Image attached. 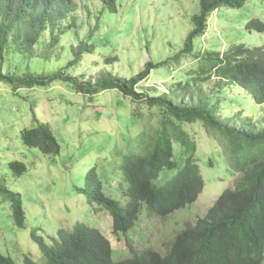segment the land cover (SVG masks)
<instances>
[{
    "label": "trees",
    "instance_id": "obj_1",
    "mask_svg": "<svg viewBox=\"0 0 264 264\" xmlns=\"http://www.w3.org/2000/svg\"><path fill=\"white\" fill-rule=\"evenodd\" d=\"M101 1V14L117 11L119 0ZM70 6L68 0H0V72L6 61L11 67L7 73H0V83H7L14 91L34 86L47 88L57 79L91 94L118 89L158 114L144 115L139 110L130 118L122 145H114L112 156H119L121 161L109 173L121 174V199L106 192L104 173L98 174L97 164L77 172L79 190L88 194L92 208L98 206L95 210L109 213L112 235L126 239L130 255L115 259L113 243L105 229L75 221L71 229L59 227L50 237L51 242L38 230L33 231V246L40 249L42 260L28 256L25 264H264V126L259 128L260 123L243 111L246 103L250 109L264 104V0H198L200 11L192 19L195 28L183 50L162 64L148 62L137 76L123 78L101 72L83 81L89 69L82 72L83 76L76 75L82 69L79 63L84 55L99 50L97 41L102 37L95 35L96 30L88 42L70 48L75 55L72 62L43 72L42 76L31 74L28 66L39 68L41 63H49L61 47L62 37L75 33L74 23L67 32L61 26L72 11ZM218 9L229 28L227 32H209L206 39L211 43L203 50L204 43L198 39L209 30L208 15ZM255 10L259 11L257 16L253 15ZM245 19H249L247 23ZM49 29L50 38L45 41L44 34ZM252 32L260 35L259 44L242 39L252 37ZM223 39L229 40V49L222 54ZM41 43L42 51L36 50ZM10 54L12 58L7 59ZM187 59L192 63L181 66ZM152 72L165 77L174 73V80H181L165 93L158 88L140 92L139 85ZM213 75L222 76V80L214 86V95L208 96L200 85L210 82ZM226 87L233 93L238 89L240 92L230 95ZM229 103L237 113L225 116V105ZM243 113L248 117L240 118ZM0 116H4L2 109ZM40 116L35 110L34 125L22 129L19 137L27 147L58 155L61 145L55 129L45 115L44 119ZM135 125L140 126L136 135L129 132ZM200 127L207 134L198 132ZM203 139H213L212 147L218 152L203 149ZM176 145L186 150L178 153ZM222 155L224 161L216 160ZM201 163L212 167L226 163L227 170L216 172L239 178L233 187L219 190L205 216L171 237L167 252L147 243L137 244L132 232L141 227L143 220L169 219L195 204L207 191ZM27 170V164L19 158L4 163L0 156V197L10 202L11 217L18 228L27 226V214L22 194L14 191L11 184ZM0 264L16 262L0 250Z\"/></svg>",
    "mask_w": 264,
    "mask_h": 264
},
{
    "label": "rangeland",
    "instance_id": "obj_2",
    "mask_svg": "<svg viewBox=\"0 0 264 264\" xmlns=\"http://www.w3.org/2000/svg\"><path fill=\"white\" fill-rule=\"evenodd\" d=\"M70 5L72 11L61 22V26L67 32L74 23L75 33L71 36L66 33L62 37L61 47L55 50L56 55L53 54L49 63H41L39 68H34V64L28 66L31 74L42 76L43 72H51L59 65L64 67L72 62L75 55L70 52V48L88 42L92 31L96 30L95 35L102 37L97 41L99 50L84 55L82 63H79L82 69L76 75L83 76L82 72L89 69L90 72L83 77V81L101 72H112L123 78L137 76L146 68L148 62L162 64L183 50L195 28L192 19L200 11L198 0H119L117 11L105 14H101V0H71ZM221 12L218 9L208 15L209 30L198 39V42L204 43L203 50L211 43L206 39L209 32H227L229 28V22L221 20ZM228 13H232L230 9ZM258 14L259 11L253 12L255 16ZM248 20L245 19L244 23ZM98 25L100 27L97 29ZM49 33L50 29L44 34L45 41L49 40ZM242 39L257 44L261 40L256 32H252V37L243 36ZM42 43L37 45L36 50L42 51ZM228 49L229 40H224L220 51L223 54ZM12 56L10 54L7 59ZM191 63L192 60L187 59L181 66ZM10 70L11 67L6 61L0 73L5 74ZM174 76V73L165 77L164 74L156 75L152 72L147 80L141 82L139 91L158 88L160 93H165L170 85L181 80H174ZM220 79L222 80V76L213 75L210 82L200 86L208 96L214 95L212 90L214 86H218ZM226 89L230 95L240 92L238 89L233 93L230 87ZM0 92L4 94H0V111L2 109L4 113L3 117L0 116V156L4 163L11 158H19L28 167L27 172L11 184L14 191L22 194L27 226H15L10 202L0 197V250L12 256L16 264H25L28 256L41 261L40 249L33 246L36 242L33 231L38 230L40 235L51 242L50 237L56 234L59 227L71 229L73 222L85 221L106 230L113 243L115 259L129 256L126 239L112 235L109 213L95 210L98 206L92 208L88 202V194L79 190L81 181H76L80 176L77 172L85 171L91 164H97L98 174L104 173L106 192L115 199H121V174L118 171L109 173L121 161L119 156H112L114 145L119 147L124 142L123 133L127 132L133 115L140 111L144 115L158 112L147 109L146 103L136 102L118 89L91 94L84 90L79 91L63 79L53 81L47 88L34 86L16 91L2 82ZM225 108V116L237 113L235 108L231 109L230 103ZM35 110L42 119V115H45L54 127L61 145L60 154L46 155L39 149L25 146L19 137L22 129L34 125ZM243 111L252 116L257 124L260 123L259 128L264 126V104L250 109L249 103H246ZM247 117L245 113L240 116L243 119ZM147 120L148 118L144 121ZM134 122L140 123L141 120ZM139 131L138 125L129 130L135 135ZM197 131L207 134V130L202 127ZM212 140L203 139L202 148L208 152H218L212 147ZM183 150H186L183 146L176 145L178 153ZM218 157L220 158L216 160L225 159L223 155ZM201 166L207 181V191L199 196L195 204L176 212L169 219L154 217L149 221L143 220L141 227L132 232V239L137 244L147 243L164 253L167 252L171 237L205 216L214 199L220 194L219 190L233 187L239 178V175L216 172L227 170L229 165L226 163L214 167L201 163Z\"/></svg>",
    "mask_w": 264,
    "mask_h": 264
},
{
    "label": "clouds",
    "instance_id": "obj_3",
    "mask_svg": "<svg viewBox=\"0 0 264 264\" xmlns=\"http://www.w3.org/2000/svg\"><path fill=\"white\" fill-rule=\"evenodd\" d=\"M71 1V0H68V2Z\"/></svg>",
    "mask_w": 264,
    "mask_h": 264
}]
</instances>
